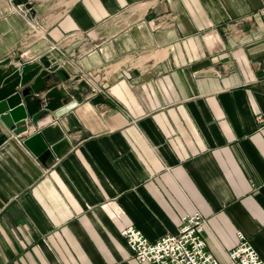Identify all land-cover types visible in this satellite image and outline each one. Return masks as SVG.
<instances>
[{
  "label": "crops",
  "instance_id": "obj_1",
  "mask_svg": "<svg viewBox=\"0 0 264 264\" xmlns=\"http://www.w3.org/2000/svg\"><path fill=\"white\" fill-rule=\"evenodd\" d=\"M61 4L0 0V62L55 56L80 85L40 122L59 155L0 147V264H151L121 231L155 241L195 212L221 263L238 231L264 260L263 1ZM19 5L47 20L28 48Z\"/></svg>",
  "mask_w": 264,
  "mask_h": 264
},
{
  "label": "water",
  "instance_id": "obj_2",
  "mask_svg": "<svg viewBox=\"0 0 264 264\" xmlns=\"http://www.w3.org/2000/svg\"><path fill=\"white\" fill-rule=\"evenodd\" d=\"M57 61L44 55L31 61L0 62V147L13 135L43 162L53 153L59 155L67 140L57 126L41 127L40 122L50 115L59 117L72 90L80 85Z\"/></svg>",
  "mask_w": 264,
  "mask_h": 264
},
{
  "label": "built area",
  "instance_id": "obj_3",
  "mask_svg": "<svg viewBox=\"0 0 264 264\" xmlns=\"http://www.w3.org/2000/svg\"><path fill=\"white\" fill-rule=\"evenodd\" d=\"M262 1L261 14L264 18V0ZM16 9L26 18L28 16L31 18L30 29L22 43L23 47L28 48L33 43L46 38L48 30L46 18L31 17V9L24 5H19ZM74 77L76 81H88L87 74L80 69L76 70ZM207 224L208 221L203 214L195 212L182 218L177 234H168L155 241L149 240L141 230L134 226L123 229L121 235L126 240L132 256L142 263L264 264V260L242 231L237 232L238 243L228 252V261L221 263L207 249V242L203 237Z\"/></svg>",
  "mask_w": 264,
  "mask_h": 264
},
{
  "label": "rangeland",
  "instance_id": "obj_4",
  "mask_svg": "<svg viewBox=\"0 0 264 264\" xmlns=\"http://www.w3.org/2000/svg\"><path fill=\"white\" fill-rule=\"evenodd\" d=\"M50 1V3H52V4H59V8L60 7H62L61 5V3L62 2H70L71 0H49ZM40 2V1H39ZM74 80H76V79H74Z\"/></svg>",
  "mask_w": 264,
  "mask_h": 264
}]
</instances>
